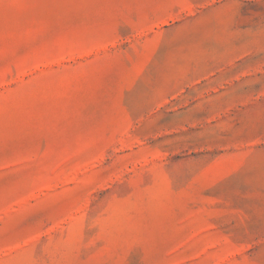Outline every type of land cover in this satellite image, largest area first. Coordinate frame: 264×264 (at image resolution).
Listing matches in <instances>:
<instances>
[{
    "label": "rangeland",
    "instance_id": "obj_1",
    "mask_svg": "<svg viewBox=\"0 0 264 264\" xmlns=\"http://www.w3.org/2000/svg\"><path fill=\"white\" fill-rule=\"evenodd\" d=\"M0 264H264V0H0Z\"/></svg>",
    "mask_w": 264,
    "mask_h": 264
}]
</instances>
